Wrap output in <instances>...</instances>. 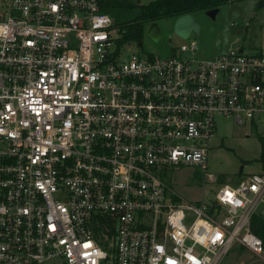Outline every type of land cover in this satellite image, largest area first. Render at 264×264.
Returning a JSON list of instances; mask_svg holds the SVG:
<instances>
[{
    "label": "built area",
    "instance_id": "1",
    "mask_svg": "<svg viewBox=\"0 0 264 264\" xmlns=\"http://www.w3.org/2000/svg\"><path fill=\"white\" fill-rule=\"evenodd\" d=\"M99 0H0V264H218L264 242V168L190 202L214 118L262 128L264 53L124 54ZM146 31V30H145ZM187 53L189 56L180 54Z\"/></svg>",
    "mask_w": 264,
    "mask_h": 264
},
{
    "label": "rangeland",
    "instance_id": "2",
    "mask_svg": "<svg viewBox=\"0 0 264 264\" xmlns=\"http://www.w3.org/2000/svg\"><path fill=\"white\" fill-rule=\"evenodd\" d=\"M131 7L107 10L116 23L136 14L139 4L150 0H127ZM199 24L198 36L190 32L182 38L173 31V19H159L156 24L160 38L153 41L143 32L140 42L124 48V54L144 52L156 57L177 53L180 44L195 41L192 56L209 59L224 52L227 47H239L243 53H264V0H230L218 6L213 18L205 10L191 13ZM189 56L187 53L180 54ZM214 134L209 139L206 173L216 180L209 182L199 167L180 165L167 168L164 181L178 197L190 202L213 196L222 184L235 183L244 174L257 172L262 128L247 122L236 124L231 117L215 116ZM241 168V170H240ZM240 171V172H239ZM233 244L218 264H264V253L256 255ZM240 250V251H239Z\"/></svg>",
    "mask_w": 264,
    "mask_h": 264
},
{
    "label": "trees",
    "instance_id": "3",
    "mask_svg": "<svg viewBox=\"0 0 264 264\" xmlns=\"http://www.w3.org/2000/svg\"><path fill=\"white\" fill-rule=\"evenodd\" d=\"M228 1L230 0H150L147 3L139 4L136 7V14L120 23L124 29L120 41L138 44L147 27L159 19L175 18L201 9H212ZM99 2L105 10L132 6L127 0H99ZM257 162L264 168L263 138H260V154ZM249 228L264 242V220L258 214H253L250 217Z\"/></svg>",
    "mask_w": 264,
    "mask_h": 264
},
{
    "label": "water",
    "instance_id": "4",
    "mask_svg": "<svg viewBox=\"0 0 264 264\" xmlns=\"http://www.w3.org/2000/svg\"><path fill=\"white\" fill-rule=\"evenodd\" d=\"M217 11H218V7L208 9V10H205V15L213 18ZM173 31L176 35L182 38L187 37V35L191 31L194 32L198 36L199 24L193 18L191 13L183 14L173 19ZM146 35L149 36L153 41H157L160 38V30L156 22L151 23L147 27Z\"/></svg>",
    "mask_w": 264,
    "mask_h": 264
},
{
    "label": "crops",
    "instance_id": "5",
    "mask_svg": "<svg viewBox=\"0 0 264 264\" xmlns=\"http://www.w3.org/2000/svg\"><path fill=\"white\" fill-rule=\"evenodd\" d=\"M258 169H259V167H258ZM257 171H258V170H257ZM231 184H233V183H231ZM241 249H242V247H240V250H241ZM240 250H239V251H240Z\"/></svg>",
    "mask_w": 264,
    "mask_h": 264
}]
</instances>
